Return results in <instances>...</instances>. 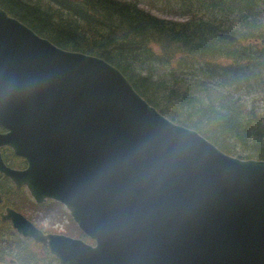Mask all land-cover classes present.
Returning a JSON list of instances; mask_svg holds the SVG:
<instances>
[{"label":"water","instance_id":"95a60500","mask_svg":"<svg viewBox=\"0 0 264 264\" xmlns=\"http://www.w3.org/2000/svg\"><path fill=\"white\" fill-rule=\"evenodd\" d=\"M0 128V174L39 205H63L95 243L0 214L60 264H264V160L224 153L105 60L55 46L2 8ZM4 148L26 169L9 167Z\"/></svg>","mask_w":264,"mask_h":264},{"label":"trees","instance_id":"16d2710c","mask_svg":"<svg viewBox=\"0 0 264 264\" xmlns=\"http://www.w3.org/2000/svg\"><path fill=\"white\" fill-rule=\"evenodd\" d=\"M174 1L185 21L160 18L140 0H0V8L61 49L105 60L161 114L197 131L224 153L264 160L259 101L253 98V106L245 108L242 96L257 89L264 95V0ZM220 34L239 42L224 41ZM219 60L231 63L224 66ZM9 152L3 151L8 166L26 165ZM3 180L0 211L12 207L53 214L63 209L54 201L38 205ZM65 234L94 244L78 226ZM12 262L59 264L48 247L17 236L0 219V264Z\"/></svg>","mask_w":264,"mask_h":264},{"label":"rangeland","instance_id":"374dc122","mask_svg":"<svg viewBox=\"0 0 264 264\" xmlns=\"http://www.w3.org/2000/svg\"><path fill=\"white\" fill-rule=\"evenodd\" d=\"M140 1H141L142 7L146 8L147 10L152 11V13L154 15H156L160 18L177 20V21H185L187 19V16H185L181 13V8H179V6L176 5L177 2L174 0H170L169 2H168V0H140ZM219 63L226 66L231 62L219 60ZM258 91H259V89H257L256 91L251 90L250 93H248L247 91H243V95L242 94L241 95L243 96L244 103L246 104L245 108H250L253 106L252 105L253 98H256V100L259 101V102H257L258 104H256V108L259 111L258 118L263 119L264 118V95L263 96L259 95ZM236 94H237V91L234 90L233 95H236ZM244 96H246V98ZM166 105L167 104H165V106ZM167 107L171 108L172 105H167ZM236 150L240 153L243 149H242L241 145H238V146H236ZM9 153L11 155L10 158L12 159L14 153L12 151H10ZM246 160H248V159H246ZM25 193L30 196V194L27 190H25ZM10 208H12V207H10ZM16 211H18V210H16ZM24 211L26 213L20 212V211H18V212L23 214L27 219H29L36 227L41 229L43 232L51 230V228H54L55 229L54 231H56L55 234L67 235V234H65V232H67L68 230L76 229V226H77V225L74 226L75 222L73 221L69 212L64 208V206H63L62 210L59 208L56 209V211L53 212V214L51 212L47 213L46 211H36V210H35V212H31V211H27V210H24ZM67 214L69 215V218L72 219V221L68 218ZM11 227H12V225H11ZM12 229L17 236H20L13 227H12ZM21 238H23V237H21ZM38 245H40V244H38ZM38 252L41 253V250H38Z\"/></svg>","mask_w":264,"mask_h":264},{"label":"flooded vegetation","instance_id":"af4514ba","mask_svg":"<svg viewBox=\"0 0 264 264\" xmlns=\"http://www.w3.org/2000/svg\"><path fill=\"white\" fill-rule=\"evenodd\" d=\"M0 132H4L1 128H0ZM5 149H8V150H10L9 148H4V149H2V155H3V151L5 150ZM10 151H12V150H10ZM14 155V154H13ZM15 156V155H14ZM3 158H4V156H3ZM19 158V157H18ZM20 159H22V160H24L23 158H20ZM5 160V159H4ZM24 162H26L25 160H24ZM26 167H27V162H26V165L25 166H23V167H20V168H15V169H18V170H24V169H26ZM0 178L2 179V183L4 182V180H3V178H7V177H5L4 175H2V174H0ZM8 179V178H7ZM9 180V179H8ZM10 181V180H9ZM11 182V181H10ZM12 183V182H11ZM11 186V185H10ZM12 186L15 188L14 190H17L16 189V187H15V185L12 183ZM26 189L25 188H22L21 190H17V191H25ZM0 194H1V192H0ZM2 195V194H1ZM2 197H3V195H2ZM49 202V201H48ZM47 203V202H46ZM45 203V204H46ZM4 204V198H3V203L0 205V207H2V205ZM37 204V203H36ZM39 205V204H38ZM40 205H43V204H40ZM6 208H9V207H6ZM5 208V209H6ZM5 209L4 210H2L1 212H0V214L3 212V211H5ZM1 218V217H0ZM10 224V223H9Z\"/></svg>","mask_w":264,"mask_h":264}]
</instances>
